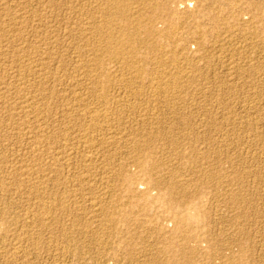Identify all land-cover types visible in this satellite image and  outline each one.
Masks as SVG:
<instances>
[{
    "label": "rangeland",
    "instance_id": "1",
    "mask_svg": "<svg viewBox=\"0 0 264 264\" xmlns=\"http://www.w3.org/2000/svg\"><path fill=\"white\" fill-rule=\"evenodd\" d=\"M159 1L0 0V264H264V0Z\"/></svg>",
    "mask_w": 264,
    "mask_h": 264
},
{
    "label": "bare ground",
    "instance_id": "2",
    "mask_svg": "<svg viewBox=\"0 0 264 264\" xmlns=\"http://www.w3.org/2000/svg\"><path fill=\"white\" fill-rule=\"evenodd\" d=\"M158 1H159V0H158ZM160 1H161V0H160ZM160 1H159V2H160ZM175 2H176V1H175ZM144 3H145V2H144ZM147 3H148V1H147ZM157 3H158V2H156V4H157ZM176 3H177V2H176ZM153 4H154V3H153ZM161 4H162V3H161ZM161 4H160V5H161ZM119 5H120V4H119ZM149 5H152V4H151V1H150V4H149ZM149 5H148V6H149ZM157 5H159V4H157ZM146 6H147V5H146ZM117 7H118V6H117ZM153 7H154V6H153ZM149 9H150V8H149ZM145 13H146V12H145ZM145 13H144V14H145ZM203 13H204V12H203ZM149 16H150V15H149ZM145 18H146V17H145ZM1 20H2V19H1ZM141 20H142V19H141ZM140 27H141V26H140ZM119 29H120V28H119ZM134 29H135V28H134ZM118 31H119V30H118ZM113 32H114V31H113ZM119 32H120V31H119ZM123 32H124V31H123ZM123 32H122V33H123ZM143 32H144V31H143ZM149 33H150V32H149ZM111 34H112V32H111ZM111 34H110V35H111ZM119 34H120V33H119ZM129 34H130V33H129ZM154 34H155V33H154ZM108 36H109V35H108ZM114 37H115V36H114ZM114 37H113V38H114ZM104 38H105V37H104ZM110 40H111V39H110ZM124 41H125V40H124ZM129 41H130V40H129ZM119 42H123V41H119ZM128 46H129V45H128ZM121 48H122V46H121ZM127 48H128V47H127ZM131 51H133V50H131ZM135 56H136V55H135ZM24 102H25V101H24ZM21 104H22V103H21ZM27 106H28V105H27ZM23 109H24V108H23ZM84 113H85V112H84ZM29 114H30V113H29ZM32 114H33V113H32ZM71 114H72V113H71ZM24 115H25V114H24ZM30 115H31V114H30ZM17 116H18V115H17ZM87 116H88V115H87ZM34 117H35V116H34ZM93 117H94V116H93ZM97 117H98V115H97ZM103 117H104V116H103ZM41 119H42V118H41ZM37 120H38V119H37ZM92 121H94V120H92ZM88 126H89V125H88ZM83 127H84V126H83ZM86 130H87V129H86ZM87 132H89V131H87ZM86 134H87V133H86ZM30 135H31V134H30ZM87 136H88V135H87ZM118 136H119V135H118ZM99 137H100V136H99ZM94 139H95V138H94ZM122 139H123V138H122ZM85 140H86V139H85ZM90 140H91V139H90ZM114 140H115V139H114ZM104 142H105V141H104ZM132 142H133V141H132ZM38 144H39V142H38ZM90 144H91V143H90ZM93 144H94V143H93ZM39 145H40V144H39ZM89 148H91V147H89ZM98 148H99V147H98ZM49 149H50V148H49ZM65 150H66V149H65ZM71 152H72V151H71ZM94 152H95V151H94ZM98 152H99V151H98ZM136 152H137V151H136ZM142 152H143V151H142ZM46 153H47V152H46ZM35 154H36V153H35ZM42 154H43V153H42ZM48 154H49V153H48ZM136 154H137V153H136ZM64 155H65V154H64ZM76 155H77V154H76ZM90 155H92V154H90ZM90 155H89V156H90ZM139 155H140V154H139ZM139 155H138V156H139ZM32 156H33V155H32ZM32 156H30V157H32ZM20 157H21V156H20ZM63 157H64V156H63ZM66 158H67V157H66ZM151 158H152V157H151ZM30 159H32V158H30ZM55 159H56V158H55ZM86 159H87V158H86ZM137 159H138V158H137ZM88 161H89V160H88ZM33 162H34V161H33ZM148 162H149V161H148ZM58 163H59V162H58ZM148 164H149V163H148ZM153 166H154V165H153ZM23 167H24V166H23ZM25 168H26V167H25ZM157 168H158V167H157ZM145 169H146V168H145ZM152 169H153V167H152ZM154 169H156V166L154 167ZM154 169H153V170H154ZM13 171H14V170H13ZM30 171H31V170H30ZM144 171H145V170H144ZM146 171H147V170H146ZM153 172H154V171H153ZM159 172H160V171H159ZM30 173H31V172H30ZM150 173H151V171H150ZM155 173H156V172H155ZM121 176H123V175H121ZM85 177H87V176H85ZM161 178H162V177H161ZM22 179H23V178H22ZM39 179H40V178H39ZM154 179H155V178H154ZM155 180H156V179H155ZM19 181H20V180H19ZM149 181H150V180H149ZM156 181H157V180H156ZM0 182H1V181H0ZM23 182H24V180H23ZM25 182H27V181H25ZM132 182H133V181H132ZM160 183H161V182H160ZM30 184H31V183H30ZM151 184H152V183H151ZM158 184H159V183H158ZM147 185H148V184H147ZM147 185H146V186H147ZM5 186H6V185H5ZM152 187H153V186H152ZM5 188H6V187H5ZM5 188H4V189H5ZM125 188H126V187H125ZM134 188H135V186H134ZM150 188H151V187H150ZM161 188H162V187H161ZM161 188H160V189H161ZM169 188H170V187H169ZM173 189H174V188H173ZM131 190H132V189H131ZM133 190H134V189H133ZM170 190H171V189H170ZM3 191H4V190H3ZM6 191H7V190H6ZM111 191H112V190H111ZM172 191H173V190H172ZM143 192H144V191H143ZM146 192H147V190H146ZM42 193H43V192H42ZM130 193H131V192H130ZM170 193H171V192H170ZM40 194H41V193H40ZM171 194H172V193H171ZM179 194H180V193H179ZM138 195H139V194H138ZM168 195H169V194H168ZM174 199H175V195H174ZM154 200H155V199H154ZM136 201H137V200H136ZM144 204H145V203H144ZM170 204H171V203H170ZM175 205H176V204H175ZM199 208H200V207H199ZM171 209H172V208H171ZM174 209H175V208H174ZM172 212H173V211H172ZM187 216H188V217H186V219L188 220V219H189V215L187 214ZM170 217H171V216H170ZM168 219H170V218H168ZM171 219H172V218H171ZM174 219H175V218H174ZM181 219H182V218H181ZM170 221H171V220H170ZM174 221H175V220H174ZM187 222H188V221H187ZM179 226H180V225H179ZM179 226H178V227H179ZM182 227H183V226H182ZM184 229H185V228H184ZM171 230H172V229H171ZM181 231H182V230H181ZM167 233H168V232H167ZM167 233H166V234H167ZM162 234H163V233H162ZM168 236H169V235H168ZM162 237H164V236H162ZM169 239H170V238H169ZM166 243H167V242H166ZM169 253H170V252H169ZM230 260H231V258H230Z\"/></svg>",
    "mask_w": 264,
    "mask_h": 264
}]
</instances>
